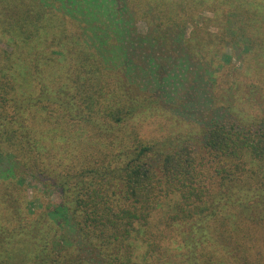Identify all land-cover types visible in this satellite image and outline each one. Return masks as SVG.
I'll use <instances>...</instances> for the list:
<instances>
[{"label": "trees", "instance_id": "obj_1", "mask_svg": "<svg viewBox=\"0 0 264 264\" xmlns=\"http://www.w3.org/2000/svg\"><path fill=\"white\" fill-rule=\"evenodd\" d=\"M200 20L213 22L217 34L201 33ZM188 24L195 26L189 37L176 34ZM169 40L182 47L173 71L185 78L193 57L227 44L251 55L259 70L246 93L215 81L210 103L218 117L197 150L187 140L155 149L139 126H125L162 108L131 76L160 75L147 48ZM107 48L116 52L114 65ZM258 92L260 101L250 104ZM115 115L122 128L109 158L91 162L81 146L67 167L54 154L57 128L80 132L86 125L70 120L111 124ZM17 171L50 179L62 202L31 213L28 198L0 185V264H94L58 216L102 264H264V0H0L3 183L18 182Z\"/></svg>", "mask_w": 264, "mask_h": 264}, {"label": "rangeland", "instance_id": "obj_2", "mask_svg": "<svg viewBox=\"0 0 264 264\" xmlns=\"http://www.w3.org/2000/svg\"><path fill=\"white\" fill-rule=\"evenodd\" d=\"M202 15L212 17L213 13L204 12ZM132 19L135 18L132 17ZM200 21H198L197 25L200 26L198 29L201 30V33L206 34V36L208 34H217L218 28L213 22ZM100 22L105 24V28H103L108 32L114 31L113 27L108 23H104L100 19L99 25ZM134 23L138 26L139 31H143L146 28L144 21L138 20ZM194 27V25L188 24L186 29L185 27H180L175 29V31L176 34L183 33L186 37H189ZM181 48L178 44L171 43L170 40L167 41L166 46L159 43L157 46L147 48L148 54H150V63L160 62L162 64V73L160 75L159 73H154V75L144 77L142 73L137 75V71L135 70L132 73L133 78L129 73L137 86L154 94V98L157 99L158 104L162 108L156 111L157 115L151 114L145 117L140 115L138 121L134 122L135 124L129 122L125 123V126L129 131H132L135 126H139V129L144 131V135L142 136L146 140H150V145L155 146V149L171 150L168 147H181L184 140H187V144L196 150L202 146L205 137L203 131L207 130L213 119L218 117V113L215 112L216 109L210 103L216 80H219V82L223 81L222 84L227 88L229 84L241 86L243 92L247 91L245 87L247 83H258L259 73L256 72L258 69H255L257 63L251 55L246 54L240 47H236L234 44L206 48L204 52L206 53V57H203L204 59L193 57L189 62L191 68L185 78L182 71H173L183 60ZM112 49L107 48L106 54L112 61L110 64L114 65L113 62L116 63L118 59L116 58V52L113 53ZM169 53L177 61L170 60L171 62H168L167 55ZM138 57L139 55L137 54L132 59ZM179 90L181 93H179ZM231 96L234 97L233 94ZM253 96V99L256 101L250 99L249 103L260 101L259 92L253 94ZM157 102L155 101V105L158 106ZM244 107L252 111L249 108V104H245ZM234 118L232 114L231 117L228 113L222 114V120L229 121L228 124L234 123ZM115 120L116 115L113 120L111 119V124L95 118L70 120L73 124H84L86 126L80 132L72 130L63 131L57 128L61 140L52 141L53 146L57 148L54 154L56 156L61 154L67 167H73L77 163V158L81 156L77 148L81 146L83 147L81 150L84 158L91 160V162H93L92 157L97 160L105 157L109 158L112 154L116 153V130L122 128L116 125ZM36 127L41 135V129L38 126ZM104 127H109V130H104ZM159 144L163 148L158 147ZM18 175H20V180L17 182V179H15L14 183L12 181L3 183L4 180L0 178V185L6 188L7 191L20 193L26 199L28 198L31 202V205L28 206L31 213L44 210L48 205L55 208L62 202V194L59 187L50 179L40 178L37 174L33 175L27 171ZM1 192L2 190L0 189ZM20 202L23 203V198H20ZM3 212V206L0 205V215ZM58 220L61 227L67 228L70 240L76 245L80 253L88 261L94 262V264H102L98 253L88 246L86 242L84 243L78 238L77 228L75 226L71 227L70 224L68 225L69 220L65 222L59 216Z\"/></svg>", "mask_w": 264, "mask_h": 264}]
</instances>
